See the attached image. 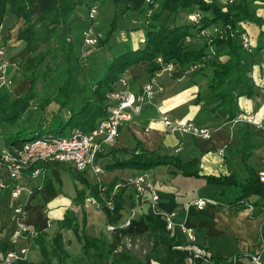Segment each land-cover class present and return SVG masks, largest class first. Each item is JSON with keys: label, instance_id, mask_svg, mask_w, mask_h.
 I'll use <instances>...</instances> for the list:
<instances>
[{"label": "trees", "instance_id": "obj_1", "mask_svg": "<svg viewBox=\"0 0 264 264\" xmlns=\"http://www.w3.org/2000/svg\"><path fill=\"white\" fill-rule=\"evenodd\" d=\"M249 1L251 0H231L221 3L220 0H147L143 14L144 32L138 44L127 47L107 60L103 64L101 75L82 89L78 101L69 91L72 66L73 63L77 65L78 58L73 53L70 36L72 21L68 16L80 2L0 0V41L3 45L11 28L7 26L2 29L4 13L8 10L15 22L20 21L15 37L22 42L25 52L16 72L21 78L28 79V87L19 95L14 96L5 86H0V123L8 126L5 143L14 144L35 138L63 136L74 128L82 131L94 128L98 121L106 116L109 105L106 93L113 89L124 69L139 61H147L144 74L149 78L160 69V65L155 61L156 56H160L163 62L176 64L181 70L195 65L190 73L201 74L205 78V94L198 97V100L202 99L206 105L211 104L213 110L220 109L226 114V119H232L236 115L237 98L252 92V84L247 74L250 53L241 47L238 39L242 31L238 22L254 20ZM111 2L118 7L120 15L130 7L123 0ZM155 3L157 6H154ZM87 10L84 13L83 26L87 21ZM163 12L173 13V16L178 12L196 13L197 17L193 20L185 17L181 22H175L173 18L172 23H162L160 18ZM114 30L115 18H112L104 31L105 37L100 42L105 41ZM199 33L205 36L199 45L191 46L192 42L187 43ZM11 80L13 82L12 77ZM33 99H39V117L27 126L21 123L22 115ZM50 102L57 105V111L65 109L66 115L58 113L54 116L50 110L47 118L45 106ZM23 130L30 132V137H18L17 134ZM244 148L249 146L246 144V147L240 148L242 164L246 171L244 181H239L232 174H200L194 158L182 161L176 156L154 154L136 143L127 157H114L103 168L146 171L158 165L171 166L181 175L202 177L208 184L236 188L237 195L223 204L236 208L248 207L255 211L254 213L260 214L264 212V182L258 179L257 173L247 167V153L243 152ZM170 173H174V170L171 169ZM110 188L111 186L106 187L105 195L111 199L112 208L108 209L103 205L99 208L106 225H114L119 220L122 209L120 192L110 194ZM85 189L90 195L98 197L95 184L85 183ZM85 189L77 188L75 191V202L81 211L79 219L73 214H63L57 223L58 229L49 236L43 229L33 228L32 234L23 232L28 236L31 246L36 248L38 258L19 260L15 264H67L69 255L63 247V229L71 232L79 246V260L77 263L72 261V264L237 262V256L226 260L216 253H210L208 256L194 255L191 250L180 246L166 228L161 213L151 205L140 214L146 225L145 231L136 237H130L129 246L121 244L120 249H117L101 236L90 234L85 229ZM250 197L255 199L249 202L247 200Z\"/></svg>", "mask_w": 264, "mask_h": 264}, {"label": "crops", "instance_id": "obj_2", "mask_svg": "<svg viewBox=\"0 0 264 264\" xmlns=\"http://www.w3.org/2000/svg\"><path fill=\"white\" fill-rule=\"evenodd\" d=\"M123 2L130 6L129 10H137L143 16L146 0ZM249 2L254 20L238 22L252 47L247 71L252 92L239 96L236 105V115L242 114L243 117L240 120L226 119V114L220 109L213 110L211 104L206 105L202 99L198 100V97L205 94V78L201 74H191L189 70H181L176 65L171 72L159 71L151 76L161 88L155 92L152 103L132 115L128 122L118 126L115 140L102 144L101 150L95 156L94 164L100 169L97 178L106 187L111 186L110 190L120 192L122 209L119 220L110 231L106 228L101 211L83 203L84 225L90 234L101 236L111 245L117 246L125 239L136 237L145 231L146 225L140 214L151 202L152 193L146 192L136 198L125 180L140 172H146L155 182L152 190L155 195L153 204L159 212L169 215L167 229L180 246H196L204 254L216 253L226 260L237 256V262L233 264H246L249 256L258 254L261 263H264V212L256 214L248 207L236 208L223 204L237 195L236 188L208 184L202 177L181 175L171 166L158 165L146 171L103 168L114 157H127L136 143L154 154L176 156L182 161L194 158L200 174H232L239 181H244L246 171L242 164L240 148L246 147L247 144L249 148L243 149V152L247 153V167L255 173L264 170V129L258 126L264 120V0ZM156 4L154 6H157ZM79 7V4L76 5V9ZM181 14L186 16L189 12ZM84 16L81 19L82 25ZM136 22L134 20L133 24ZM19 23L20 21L15 23L14 20V27L7 33L9 39L3 44L13 51L8 66L15 71L25 54L23 45L18 49V44L21 45L22 42L15 37ZM117 31L114 30L119 33ZM139 36L141 35L138 34L134 40L139 41L142 37ZM125 39L123 35L122 40ZM132 44L135 45L134 42ZM77 58L80 60V56ZM146 66L147 61H139L126 67L121 76L140 85L148 79L144 74ZM27 87L28 85L25 89ZM12 95L16 94L12 92ZM37 107L38 103L33 111L38 118ZM28 111L27 107L22 120ZM52 111L54 116L58 113L65 116L67 113L66 110L64 113L57 111V105ZM161 114L191 121L205 128L209 137L166 132L159 119ZM245 115H251L252 119L246 120ZM33 122L34 119L29 118V125ZM2 130L1 128L0 131ZM40 168L42 170L37 175L32 176L29 174L30 170H25L10 178L0 167V251L27 247L28 254V236L20 233V229L36 228L47 232L54 224L58 226L57 223L63 214L80 217V213H77L80 207L74 198L78 187L73 185L72 189H64L61 164L46 163L40 165ZM88 169L94 176V184L96 176L91 168ZM171 169L174 173H170ZM75 176L79 181H86L85 170ZM14 188L18 189V193L12 197ZM87 194L90 193L85 189L84 197ZM199 198L205 200L201 207L196 204ZM254 199L250 197L247 201ZM86 205L91 207L89 211ZM130 213L132 216L129 223L122 226Z\"/></svg>", "mask_w": 264, "mask_h": 264}, {"label": "built area", "instance_id": "obj_3", "mask_svg": "<svg viewBox=\"0 0 264 264\" xmlns=\"http://www.w3.org/2000/svg\"><path fill=\"white\" fill-rule=\"evenodd\" d=\"M220 2L226 3L231 2V0H220ZM94 14L95 7L90 6L87 10L86 24L80 30L79 37L83 46H90L98 43L100 34L94 30ZM186 17L189 20H193L197 17V14H187ZM238 39L241 47L246 52L251 53L252 47L249 38L244 31L239 33ZM155 61L160 65V69L156 73L159 71L171 72L176 66V64L171 62H163L160 56H156ZM79 62L84 64L81 59ZM7 66L8 62L5 60V50L0 48V86L11 84V80L5 72ZM194 68L195 65L188 67L185 70L191 72ZM160 90V86L156 84L152 77L138 85L129 82L123 76H119L113 89L106 93V99L109 104L107 114L104 118L98 121L94 128L88 131L74 128L63 136L35 138L0 146V167L5 170L6 175L10 178H14L25 170H30L29 174L32 176L37 175L42 170L40 165L46 163L67 164L73 170L78 172L89 167L96 176L94 184L98 192V197L87 194L84 197L83 202L97 209L102 205L111 209L113 205L111 199L105 195L106 185L97 178V173L100 169L94 164L95 156L101 150L102 144L110 143L115 140L118 134V126L128 122L132 115L139 113L146 105H150L155 92ZM242 117V114H238L233 117V120H240ZM244 118L246 120H251L252 116L245 115ZM159 119L166 132L188 134L200 138L209 137V132L205 128L200 127L191 121L181 118H170L166 114H161ZM258 126L264 129V120H262ZM257 176L261 182H264V170L258 171ZM125 183L132 188V192L136 198L146 192L152 193L149 205L154 206L153 202L155 200V195L152 190L155 182L149 178L146 172H140L127 178ZM114 192L115 191L111 190L110 194ZM17 193L18 189L14 188L11 193L12 197H15ZM204 202V199L199 198L197 199L196 204L198 207H201ZM15 211L18 212L17 209ZM161 215L166 222L167 228L170 217L169 215L162 213ZM131 216L132 213H130L129 217L124 220L122 226H126L129 223ZM106 228L107 230L112 231L114 226L107 225ZM22 232H28L29 234L33 233L32 230H27L25 228L20 229V233ZM129 241V238H127L121 244L129 246ZM121 244H118L115 247L120 249ZM186 249L191 250L194 255L208 256L196 246H190ZM26 256L27 247L18 250H1L0 264H15L19 260H25ZM247 264L262 263L258 254H255L249 256Z\"/></svg>", "mask_w": 264, "mask_h": 264}, {"label": "rangeland", "instance_id": "obj_4", "mask_svg": "<svg viewBox=\"0 0 264 264\" xmlns=\"http://www.w3.org/2000/svg\"><path fill=\"white\" fill-rule=\"evenodd\" d=\"M79 6L80 8L73 9L72 12L68 16V19L72 21V28L70 30V36L73 42V53L76 57L80 56V59L83 60L84 62V64L82 65L77 60V65L73 63L72 70H71V80H70L69 91L71 94L77 97L78 101L81 98L82 89L86 87L88 84L94 82V80H96L101 75L103 64L107 60H109L112 56L124 51L127 47H131V46L134 47V44H132L133 42L135 43V45L138 44V40H134V39L135 37L138 36V34L141 36L143 35V32H144L143 25L145 23V17H143L144 15L142 16V14H140L137 10L133 12L132 10L126 9L125 10L126 13L123 15H120L118 7L114 6L111 0H94V1L93 0H81V2L79 3ZM90 6L95 7V14L93 17L94 30L95 32L99 33L100 36H99L97 44L90 45V46H83L79 38L80 30L82 29V26H83L80 20L83 18L85 10H87ZM185 17L186 16L184 14H181L180 12L176 13L175 16H173V13L163 12L161 15L160 21L162 23H172L173 18H175L174 20L175 22H178V21L181 22L186 19ZM112 18H115V29H117L118 30L117 32H119L121 35L113 31L105 41L100 42V40L104 39L105 37L104 31L106 29L107 24ZM134 20L137 21L136 24H133ZM13 23H14L13 15L8 10H6L4 13L2 27H7V26L14 27ZM206 30L209 31V29H206ZM9 31H10V28H9ZM123 35L126 37L125 41L122 40ZM194 37L195 38L190 39V41H187V43L192 42L191 46L199 45L205 38V36L200 33ZM7 39H9V34H8ZM136 39H139V38H136ZM18 46H19L18 49H20L21 48L20 46H22V43L21 45L19 43ZM0 48H3L4 50H6L5 60H7L9 64L10 56L13 55V51H11L9 46L6 47L2 45V41H0ZM10 69L12 70L11 72H10ZM5 72L7 76L10 78V80L12 77L13 82H14L13 83L11 80V84L5 86V89L9 90L11 94L12 92L16 95L23 93L26 90L25 87L28 85V79L21 78L20 74L16 72L12 67H9V66L8 68H6ZM31 101L28 106L29 111L28 113H25L24 119L21 121V123L27 126H29V118L34 119V121L37 120V114L33 110L35 109V106L39 102V99H35ZM55 106H56L55 103L50 102L48 105L45 106V110L47 111L53 110ZM64 110L65 109L62 110L63 113H64ZM49 114H50L49 112L46 113L47 118ZM0 126L3 130L5 129V131L2 130V132L0 133V146H3L6 144L4 140H5V137L7 136L6 129L8 130V126L4 123H0ZM18 127L20 128L21 125H19ZM66 129L64 130V132L67 131ZM17 136L22 139H26L30 137V132H28L27 130H23L19 132ZM61 168H62L61 169V180H62L64 189L66 188L72 189L73 185H75L76 187H78V189L81 188L82 190H84L85 183L92 184L94 180V176L88 168L85 169V174H86L85 183H82L81 181H79V179L76 178L75 176L76 174L79 175L80 172L73 170L67 164H61ZM86 206H87L86 207L87 211H89L91 207L89 205H86ZM80 212H81L80 208L77 209V213H80ZM76 219L78 220L79 218H76ZM57 229L58 228L55 224L51 226L47 231L48 233L46 232L47 236L51 235ZM61 233H62L63 247L69 255V257L66 260L67 264H72V261L77 263L79 260L78 244L73 239V236L70 231L63 229L61 230ZM27 246H28V254L25 260H36L38 258L37 250L35 247L31 246V242H29V239L27 242Z\"/></svg>", "mask_w": 264, "mask_h": 264}]
</instances>
